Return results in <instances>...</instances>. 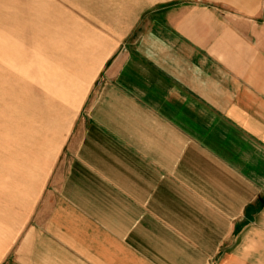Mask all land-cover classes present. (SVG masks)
I'll return each mask as SVG.
<instances>
[{
  "label": "crops",
  "instance_id": "obj_1",
  "mask_svg": "<svg viewBox=\"0 0 264 264\" xmlns=\"http://www.w3.org/2000/svg\"><path fill=\"white\" fill-rule=\"evenodd\" d=\"M232 3L152 7L103 58L0 264H264V21Z\"/></svg>",
  "mask_w": 264,
  "mask_h": 264
},
{
  "label": "rangeland",
  "instance_id": "obj_2",
  "mask_svg": "<svg viewBox=\"0 0 264 264\" xmlns=\"http://www.w3.org/2000/svg\"><path fill=\"white\" fill-rule=\"evenodd\" d=\"M170 1L0 0V261L101 61L147 11ZM248 7L250 20L264 21V0Z\"/></svg>",
  "mask_w": 264,
  "mask_h": 264
}]
</instances>
